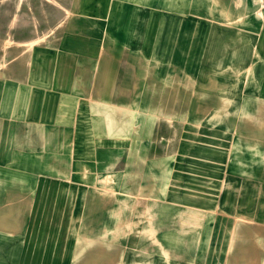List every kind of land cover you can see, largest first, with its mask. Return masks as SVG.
<instances>
[{
    "label": "rangeland",
    "instance_id": "1",
    "mask_svg": "<svg viewBox=\"0 0 264 264\" xmlns=\"http://www.w3.org/2000/svg\"><path fill=\"white\" fill-rule=\"evenodd\" d=\"M70 31L98 59L105 49L123 48L119 62L141 65L142 81L133 75L123 94L133 102L118 105L133 133L126 151H111L98 169V175L124 182L131 196L115 206L126 207L127 214H82L92 202L87 192L102 190V183H80L70 167H21L14 151L9 161L15 166H0V179L10 177L0 181V194L10 191L7 199L0 197V210L14 214H0V223L9 218L20 227L13 235L27 239V250L38 247L29 244H46L48 251L59 245L64 264H168L166 257L174 254L188 259L185 264H253L248 259L257 257L264 264V0H0V64L6 63V49L48 47ZM141 146L150 156L142 165L170 161L169 178L157 179L168 180L170 198L135 193L129 157L141 154ZM104 189L114 193L116 184ZM153 207L174 211L162 218L185 226L173 254L150 240V220L161 217L142 216L140 209L149 213ZM91 218L95 231L87 230ZM118 220L126 222L120 247L83 246L81 241L92 239L118 244L119 232L97 231ZM168 228L153 235L161 238ZM11 234L0 231V239ZM0 251V264H8L5 247ZM9 252L21 264V242L15 240Z\"/></svg>",
    "mask_w": 264,
    "mask_h": 264
},
{
    "label": "crops",
    "instance_id": "2",
    "mask_svg": "<svg viewBox=\"0 0 264 264\" xmlns=\"http://www.w3.org/2000/svg\"><path fill=\"white\" fill-rule=\"evenodd\" d=\"M45 36L39 39H44ZM50 36H47L46 39ZM62 38L61 43L58 41L61 39L60 37L55 39V45L49 43L48 47H17L15 52L10 51L9 53L6 49V54L4 53L6 63L0 64V166H15L11 163L13 161L9 160L11 153L18 151L22 161L21 167H38L40 169L70 167L76 169L78 182L102 183L104 185L102 190L95 189L96 191L89 190L87 192V196L91 197L89 200L92 202L85 204L86 209L82 214L87 216L92 214L125 216L127 214L126 207L122 206L121 209L115 206L117 204L125 205L127 196H131L129 192H126L127 188L124 182L120 177L116 178V181L112 177L100 176L98 173L102 167H105L104 161L112 158L109 155L111 151H126L123 145L127 138L133 134L127 131V128H130L128 125L129 116L127 117L125 112L121 113L118 105L128 101L123 94L126 87H131V83L128 81L132 79V76L134 75L136 78L138 76L137 80L142 81L139 75L141 65L137 64L135 60L128 61L126 64L119 62L122 59H118V57L124 56L123 48H115L114 52L109 50L110 48L105 49L99 54L103 57L98 59L95 49L88 44L86 47H79L77 32L70 31ZM114 38L118 39L119 37ZM91 39H94L93 33L87 37V42ZM128 102L132 103L133 100ZM131 117L134 116L131 115ZM138 152L141 154L135 153L129 157L130 167L128 169V175L136 181L135 193L141 197L144 192L146 198L151 200L170 198L167 193L166 181L168 180L161 184L157 180L160 177L169 178L170 161L168 159H151L145 166L142 165V162L144 158L150 159V156H146L147 153L142 149V146L138 148ZM36 162L38 163L36 164ZM94 168H97V172L91 170ZM83 169L88 170L87 175L79 177L78 173ZM99 177L104 178L100 180ZM9 178L5 177L0 181L7 183ZM155 179L156 181H152ZM110 183L116 184L117 191L115 190L114 193L110 189H104L106 184ZM7 192L10 191L7 189L4 194H0V197L7 199V195H9ZM96 200L105 202L99 204L95 202ZM140 210L142 216L146 214L151 217H157V215L161 217L150 220L152 232L150 240L153 245L157 241L159 244H163V247L171 248L173 254L175 244H178L180 233L185 230V226H182V229L177 227V224L173 226L169 217L167 219L162 217H167L174 211L155 207L150 209L149 213L143 209ZM0 214L11 217L14 213L13 211L0 210ZM8 219H6V223H0V231L12 233L9 240L0 239V247L6 249L4 257L11 259L8 260V264L15 262V255L9 252L15 246V240L18 243L21 242V264H64L62 252L56 250L59 245H50L49 247L55 250L48 251L46 244H29L28 247H38L32 251L27 250V239H15V235H13L15 231L21 230L20 227L11 224ZM91 222L93 224H88L90 227H87V230L95 231L93 218H91ZM125 223L124 220H118L117 224L105 227L98 226V228L95 225L98 228L97 231L119 232L118 239H116L118 244L110 239H108L109 242L92 239V241H81V243L84 244V247L86 244H94L92 247L101 248L120 247L124 242L125 236L121 232ZM161 226H170V228L165 231L166 235H160L161 238L155 237V232L160 231L158 228ZM76 258H80L78 250ZM167 258L168 256L165 260L168 264L189 262L184 256L175 257V254L172 256L173 259ZM244 259L247 260L248 257H244ZM237 260L239 261V259ZM238 261H232V263L237 264ZM247 262L262 264V259L257 257L250 261L248 259ZM66 263L74 264L70 260ZM89 263L105 264V260L102 263L94 262V260ZM118 264L125 263L119 261Z\"/></svg>",
    "mask_w": 264,
    "mask_h": 264
},
{
    "label": "bare ground",
    "instance_id": "3",
    "mask_svg": "<svg viewBox=\"0 0 264 264\" xmlns=\"http://www.w3.org/2000/svg\"><path fill=\"white\" fill-rule=\"evenodd\" d=\"M55 4V3H54ZM61 7V6H60ZM64 10V9H63ZM31 42V41H30ZM175 239V238H174Z\"/></svg>",
    "mask_w": 264,
    "mask_h": 264
}]
</instances>
